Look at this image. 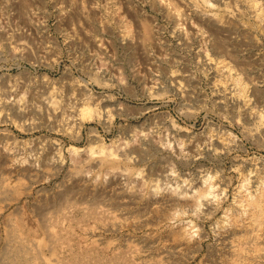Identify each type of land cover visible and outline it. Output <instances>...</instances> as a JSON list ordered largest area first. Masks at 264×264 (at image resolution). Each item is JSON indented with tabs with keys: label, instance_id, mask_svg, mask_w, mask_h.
I'll use <instances>...</instances> for the list:
<instances>
[{
	"label": "rangeland",
	"instance_id": "obj_1",
	"mask_svg": "<svg viewBox=\"0 0 264 264\" xmlns=\"http://www.w3.org/2000/svg\"><path fill=\"white\" fill-rule=\"evenodd\" d=\"M0 182L1 252L15 218L51 264H264V0H0Z\"/></svg>",
	"mask_w": 264,
	"mask_h": 264
},
{
	"label": "bare ground",
	"instance_id": "obj_2",
	"mask_svg": "<svg viewBox=\"0 0 264 264\" xmlns=\"http://www.w3.org/2000/svg\"><path fill=\"white\" fill-rule=\"evenodd\" d=\"M217 18L219 19V20H221L222 18L220 17V16H217ZM144 26V31H145V39H150V35H151V29H150V27H149V24L148 23H146V25H143ZM129 29V28H128ZM129 32V31H128ZM222 42V41H221ZM223 44H224V42H222ZM217 44H221V43H216V45ZM220 46V45H219ZM218 47V46H217ZM221 47H223V46H221ZM220 48V47H219ZM93 113V108L89 105V106H86L84 109H83V114H87V115H89V114H92ZM105 148H106V146H105V144H103V145H101V148H100V152L101 153H104V152H106V150H105ZM93 149V148H92ZM93 152V151H92ZM107 155H109V156H107L103 161H111V159H113L114 160V162H115V158H113V157H111V155L112 154H107ZM113 156V155H112ZM5 180V179H4ZM2 181V180H1ZM3 182V181H2ZM2 182H0V193H2V192H4L5 191V189H9V187L10 186H7L6 184H8V183H6V181H4L6 184H4V183H2ZM9 185V184H8ZM199 194L197 195L196 194V196H195V198H199L200 196H201V193L202 192H198ZM61 196H63V195H61ZM63 198V197H62ZM58 199V198H57ZM253 200L252 201H254L253 202V206H254V208L256 207V210L254 211V217L255 218H253V221L257 224V222H258V224H260V225H262L263 223H264V219H263V213H264V206L261 204V201L260 200H258V199H256V198H252ZM60 200L62 201V199L60 198ZM57 201V200H56ZM117 203V202H116ZM56 205L55 206H57V208H59V210L61 211V214H65V212L66 211H64L65 209H63V208H61V203H60V206H59V201H58V204H57V202L55 203ZM63 204V203H62ZM118 205H119V203H118ZM63 207H64V205H63ZM44 208V207H43ZM89 208H91V207H89ZM56 209V208H55ZM54 209V210H55ZM92 209V208H91ZM58 210V209H57ZM86 210V209H85ZM88 210V209H87ZM94 210V209H93ZM93 210H91L90 211V209H89V211L90 212H92ZM44 211V212H43ZM53 210H51V212H52ZM88 211V212H89ZM107 211V210H106ZM158 211H160V210H158ZM161 211H162V209H161ZM48 212H49V210H48ZM56 212H58V214H60L59 213V211H54V214H55V216L57 217V214H56ZM62 212H64V213H62ZM89 212V213H90ZM94 212H96V211H93V213ZM112 212V211H111ZM164 212V213H163ZM163 212H160V214L157 212V214H158V216L159 215H161V213H162V216H163V214H165V211L163 210ZM44 213H46L47 214V216H48V214L50 213H47L44 209H42V214H44ZM53 213V212H52ZM85 213V212H84ZM92 213V214H93ZM166 213H167V211H166ZM46 214H44L43 216H46ZM60 214V215H61ZM91 214V213H90ZM157 214H156V216H157ZM50 215V214H49ZM52 215L53 214H51V219H50V217L48 218H46L47 219V222H45V221H43L42 222V228H44L45 226V230L47 231V234H49V241H51V244H52V246H51V248H53L54 249V254L55 253H57L56 251V249H57V246L59 245V244H64V240L66 239V241L67 240H70L69 238H70V236L71 235H74V233L73 234H71L70 236H69V238L66 236V238H65V235H67V233L66 234H62V233H60L59 231H58V229H56V227H55V225L54 224H51L50 222L53 220L54 222L56 221V220H54V219H52ZM85 215V214H84ZM86 215H87V213H86ZM85 215V216H86ZM84 216V217H85ZM156 216H154V218L156 217ZM14 217V216H13ZM58 217H60V216H58ZM161 217V216H160ZM164 217V216H163ZM162 217V218H163ZM8 218H9V216H8ZM7 218V219H8ZM10 218H11V216H10ZM10 218L8 219V222H9V220H10ZM53 218H55V217H53ZM79 218V217H78ZM78 218H76V219H78ZM157 218V217H156ZM6 219V220H7ZM45 219V218H44ZM51 220L50 222H49V220ZM56 219V218H55ZM73 219H75V218H73ZM75 219V220H76ZM255 219V220H254ZM18 219H11L10 220V222H9V225H8V228L6 229V240H7V244H6V247H5V249L1 252L0 251V264H51V261H46V260H41L39 257L41 256L39 253H40V248L42 247V243L40 244L38 241H36V240H34L33 238H31L30 236H28V234L27 233H25L24 232V230H23V227H22V224L21 223H19V220L17 221ZM59 220H60V218H59ZM58 219H57V221L56 222H60ZM79 222H81L80 220H78ZM77 221V222H78ZM56 222H55V224H56ZM6 223H7V221H6ZM44 223H45V225H44ZM59 224H61V223H59ZM115 224V223H114ZM52 225H54V227L52 226ZM56 225H58V224H56ZM117 225V224H116ZM115 225V226H116ZM61 227L62 226H59V228L61 229ZM119 227H121V226H119ZM58 228V227H57ZM66 228V227H65ZM63 229V228H62ZM68 229V228H67ZM66 229V230H67ZM71 228H69V230H70ZM64 230V229H63ZM72 231H73V229H71ZM61 231V230H60ZM68 231V230H67ZM67 231H65V232H67ZM64 232V231H63ZM175 232V231H174ZM69 234V233H68ZM173 234H175L176 235V237L178 236V237H180L181 239L182 238H184V237H186L187 236V234H188V236H189V232L186 234L185 232H181L180 233V231H178V233H173ZM4 237V236H3ZM30 237V238H29ZM175 237V236H174ZM177 237V238H178ZM177 238H176V240H177ZM180 238H178L179 240H180ZM239 239H240V241H241V243L242 244H246V243H249V244H251L252 242L251 241H253V243H255L256 244V246L257 245H260L258 242H259V240H258V236L257 235H252V234H250V232H247L246 234H242V236H240L239 237ZM2 240V239H1ZM178 240V241H179ZM70 241H72V240H70ZM53 242V243H52ZM4 243V242H3ZM67 243V242H66ZM65 243V244H66ZM72 242H70L69 243V241H68V244H71ZM55 244V245H54ZM62 244V245H63ZM64 244V245H65ZM254 244V245H255ZM4 245V244H3ZM62 245H61V247H62ZM64 245H63V247H64ZM130 245V244H129ZM254 245H252V246H254ZM70 246V245H69ZM255 246V248H254V250H256V251H258L259 250V248L260 247H256ZM60 247V246H59ZM66 247H68V246H66ZM117 247V246H116ZM119 248H117V251H118V253L119 252H121V250L122 249H120V246H118ZM71 248V249H70ZM70 248H67V249H70L71 251H72V246L70 247ZM74 248V247H73ZM78 248V247H77ZM61 249V248H60ZM118 249H120V251L118 250ZM261 249V248H260ZM62 250V249H61ZM69 250V251H70ZM125 250V249H124ZM126 250H128V249H126ZM131 250V252L132 251H134V249L132 250V249H130ZM51 251H52V249H51ZM80 251V250H79ZM85 251V250H84ZM81 252L80 251V253L78 254V255H76L75 253H73V251H72V255L74 254V257H76L75 259L77 260V262H79L80 261V264L82 263V264H85V263H87V264H90V263H92V262H100L99 264H105V262L107 263V261H108V259L109 258H107L106 256L104 257V256H102L101 254L99 255L98 253L97 254H95V252H97V251H95L94 253L90 250H88V251H85V252ZM104 251V250H103ZM115 251H116V248H115ZM123 251V250H122ZM53 252V251H52ZM60 252H62V251H60ZM60 252H59V255H61L60 254ZM67 252H68V250H67ZM74 252H76V251H74ZM78 252V251H77ZM130 252V251H129ZM65 253V252H64ZM63 253V254H64ZM99 253H101V252H99ZM122 253V252H121ZM125 253H126V251H125ZM133 253V252H132ZM232 253H233V256L235 257V260H236V264H246V260H247V258L249 257L248 256V253H246V255H245V252H244V250H243V248H241L240 246L239 247H237L235 250L233 249L232 250ZM69 255H70V253H68ZM116 254H117V252L115 253V255H114V258L115 257H118V260L116 259V261L118 262V261H121L120 263H125V260H127V255H128V253L127 254H125V255H119V254H117L118 256H116ZM174 254V253H173ZM172 254V256H174ZM40 255V256H39ZM55 255H57V254H55ZM72 255H71V257H72ZM76 255V256H75ZM104 255H106V254H104ZM132 254H129L128 256H131ZM61 256H63V255H61ZM60 256V257H61ZM125 256V257H124ZM133 256H134V254H133ZM57 257V256H56ZM55 257V258H56ZM60 257H58V259L60 258ZM65 257H67V256H65ZM69 257V256H68ZM109 257H112V256H109ZM132 257V256H131ZM41 258H42V256H41ZM63 258V257H62ZM62 258H60L59 260L58 259H55V260H58V261H61V259ZM70 258V257H69ZM73 258V257H72ZM113 258V257H112ZM112 258H110L111 260H113ZM130 258V257H129ZM46 259V258H45ZM109 259V260H110ZM120 259V260H119ZM132 259H133V257H132ZM63 261H65V259L63 258L62 259ZM68 260V259H67ZM70 260V259H69ZM71 262L73 261V260H70ZM75 261V260H74ZM73 261V262H74ZM115 261V262H116ZM128 262H129V259L127 260ZM127 261H126V263H127ZM66 262H68V261H66ZM76 262V261H75ZM104 262V263H103ZM109 262V261H108ZM111 262V261H110ZM114 262V263H115ZM116 262V263H117ZM95 263V264H96ZM120 263H117V264H120ZM64 264H66V263H64ZM73 264V263H72ZM78 264V263H77ZM93 264V263H92ZM98 264V263H97ZM108 264V263H107ZM110 264H112V262L110 263Z\"/></svg>",
	"mask_w": 264,
	"mask_h": 264
}]
</instances>
